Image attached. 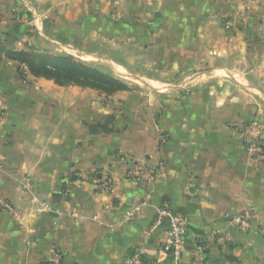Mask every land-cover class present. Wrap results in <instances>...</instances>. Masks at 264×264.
Listing matches in <instances>:
<instances>
[{"label":"crops","instance_id":"1","mask_svg":"<svg viewBox=\"0 0 264 264\" xmlns=\"http://www.w3.org/2000/svg\"><path fill=\"white\" fill-rule=\"evenodd\" d=\"M2 1L8 18L0 21V199L19 216L0 203V264H53V250L62 253L61 264H126L139 246L148 248V264H264V163L249 157L240 135L253 118L264 124V63L261 99L228 66L235 41L212 19L221 13L220 0H50L73 27L90 12L122 15L160 6L181 13L178 26L164 24L182 28L178 36L145 42L147 49L160 43L163 51V69L148 78L153 91L142 98L128 76H119L131 89L108 96V103L95 89L60 86L29 72L21 78L5 52L29 46L21 38L5 41L4 24L16 8ZM224 60L226 67L217 64ZM118 64L123 74L132 72ZM189 70L201 76L174 82ZM219 71L230 78L216 77ZM138 161L158 169L155 181L129 177ZM107 179L113 188L104 190ZM164 200L188 220L179 262L160 251L167 226L153 228ZM42 202L51 210L41 211ZM136 206V217L125 220ZM248 208L259 223L243 233L228 215Z\"/></svg>","mask_w":264,"mask_h":264},{"label":"rangeland","instance_id":"2","mask_svg":"<svg viewBox=\"0 0 264 264\" xmlns=\"http://www.w3.org/2000/svg\"><path fill=\"white\" fill-rule=\"evenodd\" d=\"M2 2L0 0L1 4ZM218 2L219 0L216 1V4ZM219 3L221 13L217 18L213 16L211 18L221 25L222 33L225 36H229L235 41V59L231 60L228 66L238 70L239 74L233 78L238 82H244L246 86L250 87L251 95L256 93V95H261L262 99L260 85L262 84V64L264 63V13L262 12L264 0H220ZM11 4L16 10L13 15L9 14V19L11 18L12 21H7L4 24L5 41L11 37L19 38V41L21 38L23 39L21 40L22 44L27 42L28 49H37L56 55H71L77 60L98 67L117 77L120 76L124 79L123 76H128L125 79L132 83V91L141 89L144 93L142 98H146L147 92L153 91L148 78L160 73L164 67L161 58L162 45L157 43L156 46L147 49L145 42L156 39L157 42H160L165 34L172 33L178 36L180 31H183L179 27H164V24L178 26L177 22L181 13L171 12L168 14V12L159 9L160 6L153 12H123L122 15L118 12L85 13L82 19L79 18L76 21L77 26L73 27L67 26L70 22L67 12L62 11V8L52 7L50 0H12ZM210 12L206 13L208 19ZM6 18H8V13L3 14L1 8L0 21ZM124 21H127L126 26H121L120 22ZM2 38L3 36H1ZM129 39L132 42H129ZM12 61L13 67L18 70V75L25 78L28 73L25 66H21L18 61ZM119 62L129 64L132 72L123 74L124 69L119 67ZM170 62L176 65L179 63L178 58H173ZM202 62L206 65L209 64L207 61ZM168 63L169 61L167 65ZM226 63L227 61L224 60L218 61L217 64L226 67ZM19 67H22L21 70L24 74H21ZM206 70L209 68L202 67L199 71ZM197 71L189 70L188 73L191 75H180L175 78L174 82L182 84L186 79L189 81L192 78H198L201 73ZM217 73H219L216 74L218 78H230L224 71ZM203 78L207 79V76ZM95 96L92 95V97ZM106 97L102 94V102L108 103L110 98L107 95ZM255 119L259 120L264 128V124L259 118H253L250 122ZM262 141H264V130Z\"/></svg>","mask_w":264,"mask_h":264},{"label":"built area","instance_id":"3","mask_svg":"<svg viewBox=\"0 0 264 264\" xmlns=\"http://www.w3.org/2000/svg\"><path fill=\"white\" fill-rule=\"evenodd\" d=\"M1 115V109H0ZM263 126L259 120H252L240 130V135L246 151L251 159L258 163L264 162V141H262ZM128 175L132 179L151 183L158 177V169L151 167L147 162H134L129 167ZM101 188L112 189L113 183L110 179L105 180L101 184ZM3 208L19 216L16 207L6 199H0ZM141 206L131 208L125 213V220H132L139 213ZM41 211H50L51 205L48 202H42ZM252 209H244L240 212L228 215L229 220L243 233H248L257 227L259 223V215ZM167 226V238L161 245L160 251L168 257H172L177 262L181 261L186 244L188 234V220L186 215L176 210L169 200H164L156 209V219L153 228ZM148 248L139 246L135 248L133 253L127 260L126 264H148ZM63 255L58 250H53L50 261L53 264H61ZM190 264H205L202 259H194Z\"/></svg>","mask_w":264,"mask_h":264},{"label":"trees","instance_id":"4","mask_svg":"<svg viewBox=\"0 0 264 264\" xmlns=\"http://www.w3.org/2000/svg\"><path fill=\"white\" fill-rule=\"evenodd\" d=\"M6 55L25 66L35 77H46L60 86L91 88L107 96L131 89L121 78L71 55L50 54L37 49H9ZM21 68L19 67V70L24 74Z\"/></svg>","mask_w":264,"mask_h":264}]
</instances>
